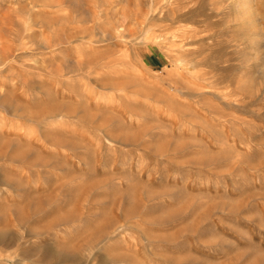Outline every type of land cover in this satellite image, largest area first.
I'll return each instance as SVG.
<instances>
[{
  "label": "rangeland",
  "instance_id": "1",
  "mask_svg": "<svg viewBox=\"0 0 264 264\" xmlns=\"http://www.w3.org/2000/svg\"><path fill=\"white\" fill-rule=\"evenodd\" d=\"M0 264H264V0H0Z\"/></svg>",
  "mask_w": 264,
  "mask_h": 264
},
{
  "label": "bare ground",
  "instance_id": "2",
  "mask_svg": "<svg viewBox=\"0 0 264 264\" xmlns=\"http://www.w3.org/2000/svg\"><path fill=\"white\" fill-rule=\"evenodd\" d=\"M247 8H248V7H247ZM251 24H252V23H251ZM256 34H257V32H256ZM6 55H7V54H6ZM6 55H4V56H6ZM4 56H3V57H4ZM1 59H2V58H1ZM6 60H7V58H6ZM6 60H5V61H6ZM257 60H258V59H257ZM3 62H4V61H3ZM254 65H255V63H254ZM253 67H254V66H253Z\"/></svg>",
  "mask_w": 264,
  "mask_h": 264
}]
</instances>
